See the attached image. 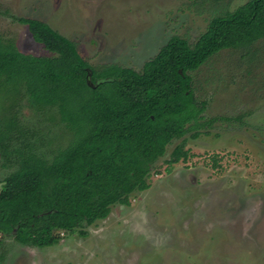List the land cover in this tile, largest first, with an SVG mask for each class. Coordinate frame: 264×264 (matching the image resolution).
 <instances>
[{"label":"rangeland","instance_id":"1","mask_svg":"<svg viewBox=\"0 0 264 264\" xmlns=\"http://www.w3.org/2000/svg\"><path fill=\"white\" fill-rule=\"evenodd\" d=\"M248 0H0V37L19 51L49 52L19 18L40 19L71 39L92 66L140 70L171 36L193 43L209 21ZM204 116L217 120L196 138L185 135V159L170 165L168 145L151 166L149 187L114 204L106 218L61 230L38 248L1 235L0 264H264V38L222 49L191 71ZM2 179L20 153L50 160L72 133L57 107L38 108L24 91L0 99Z\"/></svg>","mask_w":264,"mask_h":264},{"label":"trees","instance_id":"2","mask_svg":"<svg viewBox=\"0 0 264 264\" xmlns=\"http://www.w3.org/2000/svg\"><path fill=\"white\" fill-rule=\"evenodd\" d=\"M48 55L19 51L0 37V99L21 90L38 108L57 107L72 133L50 160L20 153L18 166L0 188L1 235L44 248L61 230L106 218L111 206L149 187L152 164L173 141L170 165L185 159V135L196 138L217 120L204 116L193 92L191 71L222 49L248 48L264 38V0H248L213 17L193 43L171 36L140 70L117 63L89 64L75 43L46 22L19 18ZM0 130V148L12 121Z\"/></svg>","mask_w":264,"mask_h":264}]
</instances>
